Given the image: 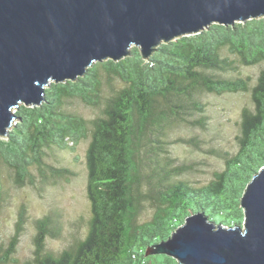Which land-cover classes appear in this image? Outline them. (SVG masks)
Segmentation results:
<instances>
[{
    "label": "trees",
    "instance_id": "trees-1",
    "mask_svg": "<svg viewBox=\"0 0 264 264\" xmlns=\"http://www.w3.org/2000/svg\"><path fill=\"white\" fill-rule=\"evenodd\" d=\"M261 63L264 17L232 26L214 23L198 34L161 44L148 59L133 46L120 61L96 62L76 80L51 82L42 104L22 103L14 109L12 127L0 136V165L14 169L19 182L33 166L65 177L68 170L46 168V149L75 151L91 133L86 152L92 213L87 235L54 255L46 250V242L60 231L53 218L45 216L37 220L34 258L24 264H179L171 257L146 253L167 241L189 216L204 212L216 225L242 226L241 199L264 167V70L251 88L255 111L244 112L240 149L227 153L224 170L214 173L212 181L194 186L178 179L189 168L175 167L166 156L167 140L177 126H203L199 116L205 110L204 93L250 90L251 78L225 79L220 72ZM105 79L122 84L105 96ZM74 99L102 107L101 116L87 121L69 111L67 104ZM180 140L196 146L195 137ZM144 154L150 174L143 169ZM2 200L0 166V212ZM147 201L155 211L141 222ZM18 234L7 246L0 244V264L17 263L13 255Z\"/></svg>",
    "mask_w": 264,
    "mask_h": 264
},
{
    "label": "water",
    "instance_id": "water-1",
    "mask_svg": "<svg viewBox=\"0 0 264 264\" xmlns=\"http://www.w3.org/2000/svg\"><path fill=\"white\" fill-rule=\"evenodd\" d=\"M264 17V0H0V135L20 104L40 105L51 82L76 80L133 46L148 59L163 43ZM242 226L189 216L146 255L179 264H264V167L241 199Z\"/></svg>",
    "mask_w": 264,
    "mask_h": 264
},
{
    "label": "rangeland",
    "instance_id": "rangeland-1",
    "mask_svg": "<svg viewBox=\"0 0 264 264\" xmlns=\"http://www.w3.org/2000/svg\"><path fill=\"white\" fill-rule=\"evenodd\" d=\"M263 70L264 63H261L239 66L238 71L220 72L219 75L225 79L251 78L250 90L220 95L204 93L202 102L205 110L199 116L203 120V126L180 125L169 132L166 156L173 159L175 167L186 165L189 168L178 179L187 180L194 186H203L214 179V173L224 170L227 153L234 155L240 149L238 138L241 135L244 112L255 111L251 88L257 84ZM105 82V96H110L113 87L118 89L122 84L117 81L109 83L107 79ZM67 107L69 111L78 113L87 121L102 114V107H89L75 99ZM193 137L196 138V146L180 140ZM90 141L91 133L75 151L55 147L46 149L43 160L46 168L68 170L65 177L54 176L50 169L42 173L39 167L33 166L30 168V175L19 182L15 170L1 163L3 200L0 212V244L7 246L13 236L19 233L13 255L17 263L12 264L32 261L37 220L45 216L50 215L60 231L58 236L47 238L46 250L54 255L71 249L87 235L92 216L87 194L86 166V152ZM162 160L164 159L160 161ZM143 161L145 174H150L149 162L145 163L146 154ZM154 211L152 203L145 202L140 221L149 220Z\"/></svg>",
    "mask_w": 264,
    "mask_h": 264
}]
</instances>
